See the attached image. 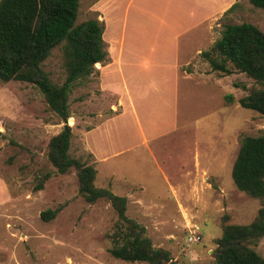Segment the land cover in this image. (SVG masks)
<instances>
[{
    "label": "rangeland",
    "instance_id": "obj_1",
    "mask_svg": "<svg viewBox=\"0 0 264 264\" xmlns=\"http://www.w3.org/2000/svg\"><path fill=\"white\" fill-rule=\"evenodd\" d=\"M91 18L106 26L111 62L70 96V153L97 169L98 187L127 197L128 216L156 248L177 264H214L224 226L250 224L261 208L232 169L242 138L264 132V115L239 104L254 80L212 72L199 54L227 24L264 30V9L250 0H80L78 22ZM46 69L65 80L58 50ZM64 125L37 87L0 82V264H150L112 256L115 209L87 202L76 170L50 162ZM48 210L58 212L45 221ZM255 249L264 257V238Z\"/></svg>",
    "mask_w": 264,
    "mask_h": 264
},
{
    "label": "trees",
    "instance_id": "obj_2",
    "mask_svg": "<svg viewBox=\"0 0 264 264\" xmlns=\"http://www.w3.org/2000/svg\"><path fill=\"white\" fill-rule=\"evenodd\" d=\"M264 9V0H250ZM235 3L225 13H232ZM80 0H0V82L20 81L37 87L51 109L65 123L62 131L49 144L48 157L61 174L76 170L79 192L89 203L109 201L118 220L111 234L110 253L127 262L177 264L171 252L156 248L146 236V228L128 216V199L110 189L96 185L97 169L71 155L73 128L70 96L82 80L98 74L97 64L111 62L104 39L103 21L91 18L78 22ZM58 50L65 69L63 82L52 79L47 61ZM212 72L231 75L245 73L258 86L239 99L246 109L264 115V30L250 22L227 24L221 36L199 54ZM228 103L236 101L233 94ZM236 187L260 200L261 208L250 224H228L214 252V264H264V257L255 246L264 238V132L242 138L232 169ZM41 181L39 188H42ZM58 211H45L48 221Z\"/></svg>",
    "mask_w": 264,
    "mask_h": 264
},
{
    "label": "built area",
    "instance_id": "obj_3",
    "mask_svg": "<svg viewBox=\"0 0 264 264\" xmlns=\"http://www.w3.org/2000/svg\"><path fill=\"white\" fill-rule=\"evenodd\" d=\"M192 240H195L196 242L201 240V236L197 235V236H192Z\"/></svg>",
    "mask_w": 264,
    "mask_h": 264
}]
</instances>
